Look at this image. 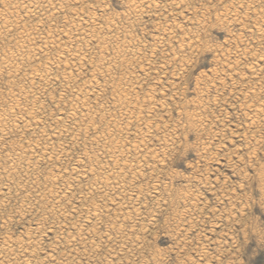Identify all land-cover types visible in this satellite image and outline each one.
Returning <instances> with one entry per match:
<instances>
[{
	"label": "rangeland",
	"instance_id": "1",
	"mask_svg": "<svg viewBox=\"0 0 264 264\" xmlns=\"http://www.w3.org/2000/svg\"><path fill=\"white\" fill-rule=\"evenodd\" d=\"M0 1V264H264V0Z\"/></svg>",
	"mask_w": 264,
	"mask_h": 264
},
{
	"label": "bare ground",
	"instance_id": "2",
	"mask_svg": "<svg viewBox=\"0 0 264 264\" xmlns=\"http://www.w3.org/2000/svg\"><path fill=\"white\" fill-rule=\"evenodd\" d=\"M20 1H21V0H20ZM20 1H18V3H19ZM22 1H23V0H22ZM22 1H21V2H22ZM28 1L31 3V2H34V1H36V0H34V1H33V0H27V2H24V3H27V5H28ZM41 1H42V0H41ZM46 1L48 2L49 0H46ZM54 1H55V0H54ZM57 1H58V0H57ZM57 1H55L56 4H57ZM137 1H138V0H137ZM143 1H146V0H143ZM143 1L141 2L142 4H143ZM148 1H149V0H147V2H148ZM153 1H154V0H153ZM219 1H220V0H218V2H219ZM236 1H237V0H236ZM238 1H239V0H238ZM246 1H247V0H246ZM250 1H251V0H250ZM0 2H1V1H0ZM3 2H4V0H3ZM13 2H14V1H12L11 5L14 4ZM16 2H17V1H16ZM47 2H46V3H47ZM52 2H53V1L51 0V3H50V4H53ZM55 2H54V3H55ZM70 2H71V1H70ZM133 2H134V1H132V0L130 1V5H131V6H134V5H135ZM139 2H140V1H139ZM150 2H151V1H149V3H150ZM161 2H162V1H161ZM242 2H243V0H242ZM248 2H249V1H248ZM253 2H254V0H253ZM253 2H251V3H253ZM24 3H23V4H24ZM34 3L37 4V1L34 2ZM39 3H40V2H39ZM41 3H42V2H41ZM41 3H40V5H41ZM44 3H45V2H44ZM46 3H45V5H46ZM60 3H61V1H60ZM80 3H81V2H80ZM128 3H129V2H128ZM135 3H136V2H135ZM141 3H140V4H141ZM163 3H164V2H163ZM165 3H166V2H165ZM175 3H176V2H175ZM232 3H235V2H232ZM238 3H241V2H238ZM243 3H245V2H243ZM243 3H241L243 6H245V4L247 5V3H245V4H243ZM1 4H2V3H1ZM3 4H4V3H3ZM5 4H8V3L5 2ZM5 4H4V5H5ZM32 4H33V3H32ZM42 4H43V3H42ZM56 4H55V5H56ZM65 4H66V3H65ZM142 4H141V5H142ZM145 4H146V3H145ZM160 4H161V3H160ZM229 4H231V3H229ZM248 4H250V3H248ZM11 5H10V3H9L8 6H11ZM16 5H17V4H15V7H16ZM19 5H20V4H19ZM19 5H17V7H18ZM27 5H26V6H27ZM43 5H44V4H43ZM45 5H44V6H45ZM53 5H54V4H53ZM53 5H51V7H53ZM61 5H63V2H62ZM68 5H69V4H67V6H68ZM127 5H128V4H127ZM137 5H138V4H136V6H137ZM149 5H152V3L149 4ZM175 5H176V4H175ZM231 5H236V6L238 5V6H240V4H231ZM251 5H253V4H251ZM254 5H256V4H254ZM254 5H253V6H254ZM29 6H30V4H29ZM37 6H38V7H37ZM57 6H58V5H57ZM57 6H55V8H56ZM59 6H60V5H59ZM147 6H148V5H147ZM152 6H153V5H152ZM155 6H156V5H155ZM247 6H249V5H247ZM4 7H6V6H4ZM11 7H13V6H11ZM20 7H21V6H20ZM34 7L39 8V9H37V10H39L38 12H41V11H40V7H39V5H35ZM34 7H33V8H34ZM63 7H64V6H63ZM138 7H139V6H138ZM170 7H171V6H170ZM241 7H242V6H241ZM26 8H27V7H26ZM31 8H32V6H31ZM41 8H43L42 5H41ZM59 8H61V6L58 7L57 9H59ZM139 8H140V7H139ZM146 8H147V7H146ZM151 8H152V7H151ZM156 8H157V7H156ZM184 8H185V7H184ZM227 8H228V7H227ZM231 8H232V6H231ZM233 8H235V7H233ZM245 8H246V7H245ZM249 8L251 9V7H249ZM249 8H248V9H249ZM4 9H5V8H4ZM6 9H7V8H6ZM9 9H10V8H9ZM16 9H17V8H16ZM16 9H15V12H16ZM19 9H20V8H19ZM24 9H25V6H24ZM28 9H29V8H28ZM44 9H45V8H44ZM57 9H56V10H57ZM61 9H62V8H61ZM135 9H136V7H135ZM142 9H143V8H142ZM248 9H247V10H248ZM250 9H249V10H250ZM253 9H254V8H252L251 10H253ZM1 10H2V9H1ZM1 10H0V12H1ZM26 10H27V9H26ZM30 10H31V9H30ZM30 10H29V11H30ZM35 10H36V9H35ZM56 10H55V11H56ZM64 10H65V9H64ZM80 10H81V9H80ZM164 10H165V9H164ZM234 10L236 11V9H234ZM7 11H9V10H7ZM11 11H12V10H11ZM11 11H9V13H10ZM20 11H21V9H20ZM27 11H28V10H27ZM81 11H82V10H81ZM81 11H80V13H82ZM133 11H134V10H133ZM156 11H157V9H156ZM228 11H229V10H228ZM230 11H231V10H230ZM24 12H25V10H24ZM225 12H226V10H225ZM231 12H232V11H231ZM233 12H234V11H233ZM236 12H237V11H236ZM1 13H2V12H1ZM7 13H8V12H7ZM9 13H8V14H9ZM56 13H57V12H56ZM58 13H60V11H59ZM155 13H156V12H155ZM164 13H166V12L164 11ZM179 13H180V12H179ZM13 14H14V12H13ZM18 14H19V12H18ZM32 14H34V13H32ZM37 14H38V13H37ZM41 14H42V13H41ZM128 14H129V13H128ZM139 14H140V13H139ZM151 14H152V13H151ZM228 14H229V12H228ZM237 14H238V13H236L235 15H237ZM261 14H262V12H261ZM22 15L24 16V14H22ZM29 15H30V14H29ZM29 15H28V16H29ZM49 15H50V14H49ZM53 15H54V14H53ZM57 15H59V14H57ZM166 15H167V14H166ZM235 15H234V16H235ZM4 16H7V15H4ZM11 16H12V15H11ZM26 16H27V14H26ZM30 16H31V15H30ZM45 16H46V15H45ZM167 16H168V15H167ZM234 16H233V17H234ZM0 17H1V16H0ZM2 17H3V16H2ZM9 17H10V15H9ZM9 17H8V20H9ZM56 17H57V16H56ZM84 17H85V16H84ZM90 17H91V16H90ZM135 17H137V16H135ZM3 18H4V21L6 22L5 18H7V17H3ZM34 18H35V17H34ZM36 18H37V17H36ZM20 19H21V18H20ZM42 19H43V18H42ZM44 19H45V18H44ZM46 19H47V18H46ZM49 19H50V18H49ZM17 20H18V19H17ZM17 20H16L14 23H16ZM25 20H26V19H25ZM88 20H89V19H88ZM90 20H91V19H90ZM98 20H99V19H98ZM19 21H20V20H19ZM118 21H119V20H118ZM0 22H1V21H0ZM5 22H3V20H2V23H5ZM9 22H10V21H9ZM11 22H12V20H11ZM42 22H43V21H42ZM78 22H79V21H78ZM103 22H104V21H103ZM105 22H106V21H105ZM12 23H13V22H12ZM17 23H18V22H17ZM23 23H24V22H23ZM35 23H36V22H35ZM75 23H76V22H75ZM108 23H109V22H108ZM18 24H19V23H18ZM71 24H72V23H71ZM83 24H84V23H83ZM87 24H88V23H87ZM100 24H101V23H100ZM1 25H2L1 28H4V29H5L4 32H6V28L3 27L4 25H3V24H1ZM5 25H8V23L6 22ZM9 25H10V24H9ZM11 25H12V24H11ZM11 25H10V26H11ZM16 25H17V24H16ZM74 25H75V24H74ZM103 25H104V24H103ZM14 26H15V25H14ZM72 26H73V25H72ZM92 26H93V25H92ZM98 26H99V25H98ZM105 26H106V25H105ZM111 26H112V25H111ZM6 27H7V26H6ZM12 27H13V26H12ZM15 27H16V26H15ZM44 27H45V26H44ZM86 27H87V26H86ZM117 27H118V26H117ZM20 28H21V27H20ZM20 28H19V29H20ZM41 28H42V27H41ZM98 28H100V27H98ZM107 28H108V27H107ZM107 28H105V29H107ZM110 28H111V27H110ZM110 28H108V29H110ZM113 28H114V27H113ZM8 29H9V28H8ZM11 29H12V28H10V29L8 30V32H9ZM16 29H17V27H16ZM31 29H32V28H31ZM34 29H35V28H34ZM2 30H3V29H2ZM24 30H25V28H24ZM37 30H38V29H37ZM73 30H75V29H73ZM92 30H93V29H92ZM115 30H116V29H115ZM11 31H12V30H11ZM13 31H14V30H13ZM30 31H31V30H30ZM52 31H53V30H52ZM63 31H64V30H63ZM66 31H67V30H66ZM96 31H97V30H96ZM109 31H110V30H109ZM21 32H22V30H21ZM25 32H26V31H25ZM25 32H23V33H25ZM78 32H79V31H78ZM83 32H84V30H83ZM121 32H122V31H121ZM26 33H28V32H26ZM33 33H34V32H33ZM35 33H36V32H35ZM112 33H113V31H112ZM1 34H2V33H1ZM1 34H0V35H1ZM10 34H11V33H10ZM47 34H48V33H47ZM58 34H59V33H58ZM62 34H63V33H62ZM72 34H73V33H72ZM96 34H97V33H96ZM63 35H64V34H63ZM82 35H83V34H82ZM91 35H92V34H91ZM91 35H90V36H91ZM104 35H105V34H104ZM113 35H114V34H113ZM32 36H33V35H32ZM65 36H67V35H65ZM68 36H69V35H68ZM98 36H99V35H98ZM110 36H111V35H110ZM15 37H17V36H15ZM15 37H14V38H15ZM19 37H21V36L19 35ZM25 37H26V36H25ZM35 37H38V35L35 36ZM48 37H50V36H48ZM76 37H77V36H76ZM84 37H85V36H84ZM111 37H112V36H111ZM113 37H114V36H113ZM115 37H116V36H115ZM4 38H5V37H4ZM14 38H12V39H14ZM26 38H27V37H26ZM26 38H25L24 40H26ZM33 38H34V37H33ZM43 38H44V37H43ZM53 38H54V37H53ZM53 38H52V39H53ZM66 38H67V37H66ZM94 38H95V37H94ZM102 38H103V36H102ZM116 38H117V37H116ZM30 39H31V37H30ZM46 39H47V38H46ZM88 39H89V38H88ZM104 39H106V38H104ZM104 39H103V40H104ZM107 39H108V38H107ZM112 39H113V38H112ZM119 39H120V38H119ZM10 40H11V39H10ZM19 40H20V39H19ZM31 40H32V39H31ZM75 40L77 41V39H75ZM99 40H100V39H99ZM108 40H109V39H108ZM114 40H115V39H114ZM20 41L23 42L22 40H20ZM43 41H44V40H43ZM17 42H18V41H17ZM17 42H16V43H17ZM24 42H25V41H24ZM31 42H32V41H31ZM38 42H39V41H38ZM49 42H50V41H49ZM81 42H82V41H81ZM87 42H88V41H87ZM99 42H100V41H99ZM3 43H4V42H3ZM14 43H15V42H14ZM14 43H13V44H14ZM25 43H26V42H25ZM85 43H86V42H85ZM101 43H102V42H101ZM31 44H32V43H31ZM37 44H38V43H37ZM59 44H60V43H59ZM62 44H63V43H62ZM14 45H16V44H14ZM3 46H4V44H3ZM20 46H22V44H20ZM25 46H26V45H25ZM49 46H50V45H49ZM53 46H54V45H53ZM71 46H72V45H71ZM75 46H76V44H75ZM108 46H109V45H108ZM114 46H115V44H114ZM121 46H122V45H121ZM6 47H7V46H6ZM15 47H16V46H15ZM15 47H14V48H15ZM26 47H27V46H26ZM26 47L24 48L25 50L28 49V48H26ZM28 47H29V46H28ZM40 47H41V45H40ZM44 47H45V46H44ZM44 47H43V48H44ZM116 47H117V46H116ZM12 48H13V47H12ZM16 48H17V47H16ZM21 48H22V47H21ZM32 48H33V47H32ZM52 48H53V47H52ZM52 48H51V49H52ZM57 48H58V47H57ZM61 48H62V46H61ZM91 48H92V47H91ZM103 48H104V47H103ZM2 49H3V48H2ZM33 49H34V48H33ZM44 49H45V48H44ZM53 49H54V48H53ZM66 49H67V48H66ZM20 50H21V49H20ZM29 50H31V49H29ZM29 50H27V51H29ZM46 50H47V49H46ZM92 50H93V49H92ZM100 50H101V49H100ZM105 50H106V49H105ZM3 51H4V50H3ZM18 51H19V50H18ZM27 51H26V52H27ZM47 51H48V50H47ZM89 51H90V50H89ZM128 51H129V50H128ZM8 52H10V51H8ZM12 52L14 53V51H12ZM12 52H10V53H12ZM16 52H17V50H16ZM21 52H22V51H21ZM23 52H24V51H23ZM26 52H24V53H26ZM29 52H30V51H29ZM58 52H59V51H58ZM79 52H80V51H79ZM106 52H107V51H106ZM27 53H28V52H27ZM30 53H31V52H30ZM62 53H63V52H62ZM64 53H65V52H64ZM3 54H4V53H3ZM3 54L1 53V55H3ZM16 54H17V53H16ZM42 54H43V53H42ZM48 54H49V53H48ZM66 54H67V51H66ZM68 54H69V53H68ZM103 54H104V53H103ZM109 54H110V53H109ZM125 54H126V53H125ZM12 55H13V54H11L10 56H12ZM14 55H15V54H14ZM14 55H13V57H14ZM18 55L20 56V54H18ZM18 55H17V56H18ZM23 55H24V54H23ZM26 55H27V54H26ZM106 55H107V54H106ZM123 55H124V54H123ZM127 55H128V54H127ZM132 55H133V54H132ZM135 55H136V54H135ZM137 55H138V54H137ZM7 56H9V55H7ZM7 56H6V57H7ZM31 56H33V55H31ZM43 56H44V55H43ZM53 56H54V55H53ZM58 56H59V54H58ZM74 56H75V58H76V55H74ZM100 56H101V55H100ZM1 57H2V56H1ZM71 57H72V56H71ZM78 57H79V56H78ZM101 57H102V56H101ZM105 57H106V56H105ZM126 57H127V56H126ZM2 58H3V60H4L5 55H4V57H2ZM15 58H18V57L15 56ZM21 58H23V57L21 56ZM26 58H27V57H26ZM86 58H87V57H86ZM106 58H107V57H106ZM137 58H138V57H137ZM6 59H8V58H6ZM12 59H13V58H12ZM55 59H56V58H55ZM68 59H69V58H68ZM73 59H74V58H73ZM102 59H103V58H102ZM13 60H14V59H13ZM15 60H16V59H15ZM17 60H18V59H17ZM21 60H25V59H21ZM46 60H47V59H46ZM65 60H66V59H65ZM74 60H75V59H74ZM78 60H79V59H78ZM121 60H122V59H121ZM5 61H7V60H5ZM18 61H20V60H18ZM25 61H26V60H25ZM28 61H29V60H28ZM53 61H54V60H53ZM59 61H60V60H59ZM67 61H68V60H67ZM9 62H10V60H9ZM11 62H12V61H11ZM14 62H15V61H14ZM29 62H31V61H29ZM57 62H58V60H57ZM64 62H65V61H64ZM75 62H76V61H75ZM77 62H78V61H77ZM0 63H1V61H0ZM2 63H3V61H2ZM18 63H19V62H18ZM22 63L24 64L23 61H22ZM22 63H21V64H22ZM49 63H50V62H49ZM58 63H59V62H58ZM86 63H87V62H86ZM4 64L7 65L6 63H4ZM11 64H12V63H11ZM11 64H10L9 66H13V65H14V64H13V65H11ZM40 64H41V63H40ZM67 64H68V63H67ZM78 64H79V63H78ZM115 64H116V63H115ZM5 65H4V66H5ZM17 65H18V64H17ZM19 65H20V64H19ZM108 65H109V64H108ZM1 66H2V65H1ZM4 66H3V67H4ZM21 66H22V65H20V67H21ZM29 66H30V65H29ZM45 66H46V65H45ZM51 66H52V65H51ZM53 66H54V65H53ZM3 67H1V68L3 69ZM5 67H8V66H5ZM13 67H14V69H16L15 66H13ZM22 67H23V66H22ZM24 67H25V66H24ZM57 67H58V66H57ZM97 67H98V66H97ZM105 67H106V66H105ZM60 68H61V67H60ZM2 69H1V70H2ZM21 69H22V68H21ZM49 69H50V68H49ZM49 69H48V70H49ZM70 69H71V68H70ZM72 69H73V68H72ZM98 69H99V68H98ZM100 69H101V68H100ZM106 69H107V68H106ZM109 69H111V68L109 67ZM142 69H143V68H142ZM3 70H4V69H3ZM8 70H9V69H8ZM10 70H11V69H10ZM23 70H24V69H23ZM52 70H53V69H52ZM68 70H69V69H68ZM15 71H16V70H15ZM26 71H27V70H26ZM53 71H54V70H53ZM69 71H70V70H69ZM142 71H144V70H142ZM4 72H7V71H3V74H4ZM19 72H20V71H19ZM33 72H34V71H33ZM35 72H37L36 69H35ZM35 72H34V73H35ZM45 72L47 73V70H46ZM45 72H44V74H45ZM51 72H52V71H51ZM63 72H64V71H63ZM70 72H71V71H70ZM107 72H108V71H107ZM28 73H29V72H28ZM48 73H49V72H48ZM48 73H47V74H48ZM65 73H66V72H65ZM92 73H93V72H92ZM92 73H91V74H92ZM99 73H100V72H99ZM252 73H253V71H252ZM1 74H2V73H1ZM1 74H0V75H1ZM7 74H8V73H7ZM11 74H12V73H11ZM11 74L9 73L10 76H11ZM17 74H18V73H17ZM21 74H22V73H21ZM26 74H27V72H26ZM32 74H33V73H32ZM38 74H39V73H37V75H38ZM41 74H42V73H41ZM49 74H51V73H49ZM49 74H48V75H49ZM52 74H53V73H52ZM72 74H73V73H72ZM96 74H97V73H96ZM100 74H101V73H100ZM253 74H254V73H253ZM18 75H19V74H18ZM37 75H36V76H37ZM58 75H59V74H58ZM62 75H63V74H62ZM102 75L104 76V74H102ZM10 76H9V77H10ZM29 76H30V75H29ZM29 76H27V77L29 78ZM31 76H32V75H31ZM31 76H30V78H31ZM34 76H35V75H34ZM49 76H50V75H49ZM51 76H52V75H51ZM69 76H71V75L69 74ZM99 76H100V75H99ZM256 76H257V75H256ZM14 77H15V76H14ZM14 77H13V75L11 76V78H14ZM22 77H23V76H22ZM37 77H40V76H37ZM47 77H48V76H47ZM47 77H46V78H47ZM97 77H98V76H97ZM101 77H102V76H101ZM0 78H1V77H0ZM7 78H8V77H7ZM30 78H29V79H30ZM33 78H34V77H33ZM43 78H44V77H43ZM89 78H90V77H89ZM107 78H108V77H107ZM23 79H26V80H27V78H23ZM23 79H22V80H23ZM29 79H28V80H29ZM31 79H32V78H31ZM51 79H52V78H51ZM55 79H56V78H55ZM62 79H63V78H62ZM14 80H15V79H14ZM17 80H18V79H17ZM68 80H69V79H68ZM92 80H93V79H92ZM133 80H134V79H133ZM12 81H13V80H12ZM62 81H63V80H62ZM86 81H87V80H86ZM23 82H24V81H23ZM28 82H29V81H28ZM30 82H33V81L30 80ZM58 82H59V81H58ZM64 82H65V81H64ZM104 82H105V81H104ZM9 83H10V81H9ZM44 83H46V82H44ZM60 83H61V82H60ZM66 83H67V82H66ZM83 83H84V82H83ZM86 83H87V82H86ZM13 84H15V83H12V87H13ZM29 84H31V83H29ZM32 84H33V83H32ZM84 84H85V83H84ZM45 85H46V84H45ZM69 85H71V83H70ZM69 85H68V87H70ZM100 85H101V84H100ZM111 85H112V84H111ZM111 85H110V86H111ZM23 86H24V85H23ZM80 86H81V85H80ZM94 86H95V85H94ZM105 86H106V85H105ZM31 87H32V86H30V88H31ZM61 87H62V86H61ZM19 88H20V87H19ZM19 88H18V89H19ZM71 88H72V87H71ZM117 88H118V87H117ZM18 89H17V90H18ZM21 89H22V88H21ZM21 89H19V91H20ZM23 89H24V87H23ZM65 89H66V88H65ZM114 89H115V88H114ZM14 90H15V89H14ZM39 90H40V89H39ZM120 90H121V89H120ZM12 91H13V89H12ZM22 91H23V90H22ZM22 91H21V92H22ZM65 91H66V90H65ZM84 91H85V90H84ZM24 92H25V91H24ZM10 93H11V92H10ZM17 93H18V91H17ZM22 93H23V92H22ZM22 93H21V94H22ZM26 93H27V92H26ZM28 93H30V92L28 91ZM82 93H83V92H82ZM89 93H90V92H89ZM116 93H117V92H116ZM13 94H14V93H13ZM21 94H19V95H21ZM66 94H67V93H66ZM86 94H87V93H86ZM64 95H65V93H64ZM97 95H98V94H97ZM2 96H3V95H2ZM5 96H8V95H5ZM9 96H10V95H9ZM22 96H23V94H22L20 97H22ZM24 96H25V95H24ZM78 96H79V95H78ZM18 97H19V96H18ZM20 97H19V98H20ZM27 97H28V95H27ZM27 97H26V98H27ZM120 97H121V96H120ZM8 98H9V97H8ZM26 98H25V100H26ZM35 98H36V97H35ZM72 98H73V97H72ZM76 98H77V97H76ZM76 98H75V99H76ZM80 98H81V97H80ZM95 98H96V96H95ZM95 98H94V99H95ZM0 99H2V97H1ZM5 99H6V98H5ZM75 99H74V100H75ZM2 100H3V99H2ZM2 100H1V101H2ZM12 100H13V99H12ZM17 100H18V99H15V100H14V105H15V102H16ZM76 100H78V98H77ZM81 100H82V98H81ZM87 100H88V99H87ZM31 101H32V100H31ZM79 101H80V100H79ZM6 102H7V101H6ZM27 102H28V101H27ZM76 102H77V101H76ZM83 102H84V101H83ZM11 103H12V102H11ZM18 103H19V102H18ZM18 103H16V104H18ZM21 103H22V102H21ZM74 103H75V102H73V104H74ZM78 103H79V102H78ZM87 103H88V102H87ZM26 104H27V103H26ZM30 104H31V103H30ZM33 104H34V103H33ZM85 104H86V103H85ZM85 104H81V105H85ZM14 105H12V106H14ZM18 105H19V104H18ZM34 105H35V104H34ZM25 106H26V105H25ZM32 106H33V105H32ZM75 106H76V105H75ZM124 106H125V105H124ZM124 106H123V107H124ZM253 106H254V105H253ZM260 106H262V105H260ZM3 107H4V106H3ZM7 107H8V105H7ZM10 107H11V106H10ZM68 107H69V106H68ZM76 107H77V109H78V106H76ZM80 107H81V106H80ZM86 107H87V106H86ZM257 107H258V106H257ZM257 107L255 106L254 108H257ZM16 108H17V106H16ZM70 108H71V107H70ZM72 108H73V105H72ZM83 108H84V107H83ZM252 108H253V107H252ZM19 109H20V108H19ZM87 109H88V108H87ZM87 109H86V110H87ZM249 109H251V107H250ZM257 109H258V111H260L259 113L262 112V111H261V110H262V107H261V109H260V108H257ZM259 109H260V110H259ZM15 110H17V109H15ZM15 110H14V111H15ZM69 110H70V109H69ZM255 110H256V109H255ZM255 110H254V111H255ZM24 111H25V110H24ZM28 111H29V109H28ZM36 111H37V110H36ZM36 111L34 110V112H36ZM39 111H40V110H39ZM78 111H79V110H78ZM247 111H248V110H247ZM249 111H251V110H249ZM252 111H253V110H252ZM15 112H16V111H15ZM32 112H33V111L31 110L30 113H32ZM70 112H71V111H70ZM8 113H11V114L14 115V112L12 113L11 111H9ZM17 113H18V110H17ZM22 113H23V111H22ZM30 113H29V114H30ZM72 113H73V112H72ZM75 113H76V112H75ZM77 113H78V112H77ZM85 113L87 114V112H85ZM0 114H1V111H0ZM3 114H4V112H3ZM3 114H2V115H3ZM11 114H10L9 117H12ZM251 114H252V112H251ZM251 114H250V115H251ZM257 114H258V112H257ZM2 115H1V118H4V116L2 117ZM19 115H20V114H19ZM33 115H34V114H33ZM72 115H73V114H72ZM74 115H77V114H74ZM79 115H81V114H79ZM123 115L125 116V114H123ZM247 115H249V114H247ZM250 115H249V116H250ZM253 115H255V116H259V114H258V115L253 114ZM6 116H7V115H6ZM31 116H32V115H31ZM34 116H35V115H34ZM67 116H68V115H67ZM67 116H66V117H67ZM100 116H101V114H100ZM249 116H248V117H249ZM262 116L264 117V114H263ZM7 117H8V116H7ZM22 117H23V116H22ZM26 117H28V116H27V113H26ZM36 117H37V116H36ZM70 117H71V116H70ZM72 117H73V116H72ZM85 117H86V116H85ZM85 117H82V118H85ZM1 118H0V121L2 120ZM12 118H13V117H12ZM19 118H20V116L18 117V119H19ZM67 118H69V117H67ZM67 118H66V119H67ZM73 118H75V116H74ZM82 118H81V119H82ZM87 118H88V117H87ZM87 118H86V119H87ZM252 118H253V117H252ZM7 119H8V118H7ZM7 119H6V120H7ZM15 119H17V118H15ZM15 119H14V120H15ZM18 119H17V120H18ZM32 119H33V118H31V120H32ZM34 119H35V118H34ZM34 119H33L32 121H35ZM40 119H41V118H40ZM70 119H71V118H70ZM75 119H76V118H75ZM77 119H78V117H77ZM81 119H80V121H82ZM195 119H196V118H195ZM254 119H257V118H254ZM258 119H260V118H258ZM17 120H16V121H17ZM20 120H21V119H20ZM23 120H24V118H23ZM31 120H28V119H27V121H31ZM60 120H61V119H60ZM73 120H74V119H73ZM73 120H72V121H73ZM87 120H88V119H87ZM198 120H199V119H198ZM248 120L251 121L252 119L249 118ZM8 121H9V120H8ZM12 121H13V120H12ZM12 121H11V122H12ZM25 121H26V120H25ZM91 121H93V120H91ZM199 121H200V120H199ZM202 121H203V120H202ZM253 121H254V120H252V122H253ZM255 121H256V120H255ZM255 121H254V122H255ZM261 121H263V120H261ZM1 122H4V121H1ZM1 122H0V123H1ZM13 122H14V121H13ZM17 122H18V121H17ZM17 122H16V124H17ZM23 122H24V121H23ZM66 122H68V121H66ZM86 122H87V121H86ZM254 122H253V123H254ZM7 123H8V122H7ZM20 123L23 124L21 121H20ZM24 123H25V122H24ZM32 123H33V122H32ZM71 123H72V122H71ZM80 123H81V122H80ZM88 123H89V122H88ZM92 123H93V122H91L90 125H92V126L94 127V125H93ZM127 123H128V122H127ZM127 123H126V124H127ZM257 123H258V122H256L255 124H257ZM2 124L5 126L6 123H2ZM9 124H10V123H9ZM26 124H28V123H26ZM34 124H36V123L34 122ZM34 124H33V125H34ZM59 124H60V123H59ZM64 124H66V123H64ZM75 124H77V123L75 122ZM78 124H79V121H78ZM78 124H77V125H78ZM109 124H110V123H109ZM249 124H251V123H249ZM255 124H253V125L255 126ZM3 125H2V127L4 128ZM23 125H24V124H23ZM30 125H31V124H30ZM80 125H81V124H80ZM90 125H89V126H90ZM253 125H252V126H253ZM258 125H259V123H258ZM258 125H257V126H258ZM10 126H11V125H10ZM14 126L18 127L17 125H14ZM54 126H55V125H54ZM54 126H53V127H54ZM70 126H71V125H70ZM127 126H129V125H127ZM0 127H1V126H0ZM24 127H25V126H24ZM27 127H28V126H27ZM29 127H31V126H29ZM37 127H38V126H37ZM75 127H76V125H75ZM86 127H87V126H86ZM90 127H91V126H90ZM95 127H96V126H95ZM95 127H94V128H95ZM113 127H114V126H113ZM149 127H150V126H149ZM45 128H46V127H45ZM81 128H82V127H81ZM81 128H80V129H81ZM88 128H89V127H88ZM91 128H92V127H91ZM94 128H93V129H94ZM145 128H146V127H145ZM254 128H255V127H254ZM5 129H6V127H5ZM5 129H2V130H5ZM14 129H15V128H14ZM31 129H32V128H31ZM46 129H47V128H46ZM52 129H53V128H52ZM93 129H92V130H93ZM114 129H115V128H114ZM147 129H148V128H147ZM16 130H17V129H16ZM33 130H34V129H33ZM55 130H56V129H55ZM67 130H68V129H67ZM81 130H82V129H81ZM84 130H85V129H84ZM89 130H90V128H89ZM89 130H88V131H89ZM107 130H108V128H107ZM121 130H123V129H121ZM144 130H145V129H144ZM9 131H11V130H9ZM13 131H14V130H13ZM41 131H42V130H41ZM51 131H52V130H51ZM65 131H66V130H65ZM74 131H76V130H74ZM85 131H86V130H85ZM0 132H2V131H0ZM3 132H4V131H3ZM16 132H17V131H16ZM30 132H31V131H30ZM56 132H57V131H56ZM63 132H64V131H63ZM70 132H72V130H71ZM78 132H79V131H78ZM89 132H90V131H89ZM96 132L98 133V131H96ZM100 133H101V132H100ZM100 133H99V134H100ZM123 133H124V132H123ZM138 133H139V132H138ZM2 134H3V133H2ZM19 134H20V132H19ZM22 134H23V133H22ZM35 134H36V133H35ZM40 134H41V133H40ZM54 134H55V133H54ZM54 134L52 133V136H53ZM64 134H65V133H64ZM86 134H88V133H86ZM101 134H102V133H101ZM139 134H140V133H139ZM3 135H4V134H3ZM6 135H8V133H7ZM10 135H11V133H10ZM10 135H9V136H10ZM41 135H42V134H41ZM84 135H85V134H84ZM94 135H95V134H94ZM118 135H119V134H118ZM141 135H142V134H141ZM70 136H71V135H70ZM85 136H86V135H85ZM95 136H96V135H95ZM95 136H94V137H95ZM97 136H98V135H97ZM112 136H113V135H112ZM46 137H47V136H46ZM46 137H45V138H46ZM54 137H55V136H54ZM100 137H101V136H100ZM102 137H104V136H102ZM106 137H107V136H106ZM140 137H141V136H140ZM4 138H5V136H4ZM95 138H96V137H95ZM98 138H99V137H98ZM110 138H111V137H109V139H110ZM41 139H42V138H41ZM73 139H74V138H73ZM73 139H72V140H73ZM103 139L106 140V138H103ZM143 139H144V138H143ZM6 140H7V139H6ZM32 140H33V139H32ZM50 140H51V139H50ZM74 140H75V139H74ZM95 140H96V139H95ZM107 140H108V139H107ZM112 140H113V139H111V141H109V142H112ZM36 141H37V140H36ZM44 141H45V140H44ZM46 141H47V140H46ZM91 141H92V140H91ZM91 141H90V142H91ZM113 141H114V140H113ZM27 142H28V141H27ZM49 142H50V141H49ZM86 142H87V141H86ZM86 142H85V143H86ZM94 142H95V141H94ZM36 143H37V142H36ZM99 143H100V141H99ZM99 143H98V144H99ZM112 143H113V142H112ZM112 143H111V144H112ZM7 144H8V143H7ZM39 144H40V143H39ZM39 144H38V145H39ZM44 144H45V143H44ZM103 144H105V143H103ZM106 144L108 145L107 142H106ZM111 144H110V145H111ZM117 144H118V146H119V143H117ZM142 144H143V143H142ZM107 145H106V146H107ZM110 145H109V146H110ZM113 145H114V144H113ZM115 145H116V144H115ZM135 145H136V144H135ZM49 146H50V145H49ZM101 146H102V145H101ZM103 146H104V145H103ZM103 146H102V147H103ZM106 146H105V147H106ZM109 146H107V147H109ZM125 146H126V145H125ZM125 146H123V147H125ZM137 146H138V145H137ZM30 147H31V146H30ZM33 147H34V146H33ZM51 147H53V146H51ZM102 147H101V148H102ZM107 147H106V148H107ZM110 147H111V148H110ZM110 147H109V148L112 149L113 151L116 150L115 147H114V149H113L112 146H110ZM131 147H132V146H131ZM37 148H38V147H37ZM43 148H44V147H43ZM109 148H107V149H109ZM118 148H119V147H118ZM128 148H129V146H128ZM15 149H17V148L15 147ZM21 149H22V148H21ZM25 149H26V148H25ZM27 149H28V148H27ZM44 149H45V148H44ZM49 149H51V148H49ZM121 149H122V148H121ZM123 149H125V148H123ZM136 149H137V148H136ZM140 149H141V148H140ZM147 149H148V147H147ZM9 150L11 151V149H9ZM51 150H52V149H51ZM101 150H102V149H101ZM138 150H139V149H138ZM27 151H28V150H27ZM29 151H31V150H29ZM43 151H44V150H43ZM64 151H66V150H64ZM116 151H117V152H116ZM116 151H115V152L118 153V150H116ZM128 151H129V150H128ZM147 151H148V150H147ZM24 152H25V151H24ZM84 152H85V151H84ZM110 152H111V150H110ZM126 152H127V151H126ZM145 152H146V151H145ZM150 152H151V151H149V153H150ZM3 153H4V152H3ZM14 153H15V152H14ZM22 153H23V152H22ZM30 153H31V152H30ZM46 153H47V152H46ZM112 153H114V152H112ZM122 153H123V151H122ZM27 154H28V153H27ZM42 154H43V153H42ZM42 154H41V155H42ZM67 154H68V153H67ZM124 154H126V153L124 152ZM128 154H130V153H128ZM134 154H135V153H134ZM134 154H133V155H134ZM136 154H139V153H136ZM23 155H24V154H23ZM30 155H31V154H30ZM46 155H47V154H46ZM55 155H56V154H55ZM58 155H59V154H58ZM58 155H56L55 157H57ZM106 155H107V154H106ZM126 155H127V154H126ZM130 155H132V154H130ZM149 155H150V154H149ZM10 156H11V155H10ZM50 156H51V155H50ZM84 156H85V154H84ZM86 156H87V155H86ZM92 156H93V155H92ZM109 156H110V155H109ZM112 156H113V154H112ZM112 156H110V157H112ZM114 156H115V154H114ZM117 156H118V155H117ZM123 156H124V155H123ZM3 157H4V156H3ZM44 157H48V155H47V156H44ZM110 157H109V158H110ZM6 158H8V156H7ZM17 158H18V157H17ZM21 158H22V157H21ZM42 158H43V157H42ZM48 158H49V157H48ZM48 158H47V159H48ZM80 158H81V157H80ZM82 158H84V157H82ZM94 158H95V157H94ZM104 158H105V157H104ZM114 158H115V157H114ZM136 158H138V157H136ZM50 159H51V157H50ZM85 159H86V158H85ZM106 159H107V157H106ZM10 160H11V159H10ZM37 160H38V159H37ZM107 160H108V159H107ZM115 160H116V159H115ZM4 161H5V160H4ZM23 161H24V160H23ZM47 161H49V160H47ZM50 161H52V160H50ZM53 161H54V160H53ZM78 161H79V160H78ZM88 161H89V159H88ZM103 161H104V160H103ZM13 162L15 163V160H14ZM32 162H33V161H32ZM44 162H45V161H44ZM76 162H77V161H76ZM83 162H85V160H84ZM90 162H91V159H90ZM90 162H89V163H90ZM108 162H109V161H108ZM112 162H114V161H112ZM115 162H116V161H115ZM118 162H119V161H117V163H118ZM121 162H122V161H121ZM135 162H137V161H135ZM139 162H140V161H139ZM17 163H18V161H17ZM23 163H24V162H23ZM80 163H81V162H80ZM80 163H79V164H80ZM18 164H19V163H18ZM18 164H17V165H18ZM20 164H21V163H20ZM20 164H19V165H20ZM44 164H45V163H44ZM110 164H111V163H110ZM114 164H115V163H114ZM121 164H122V163H121ZM14 165H15V164H14ZM27 165H28V164H27ZM87 165H88V164H87ZM111 165H113V164H111ZM119 165H120V163H119ZM125 165H126V164H125ZM127 165H128V164H127ZM137 165H138V164H137ZM9 166H10V165H9ZM31 166H32V164H31ZM35 166H36V165H35ZM83 166H84V165H83ZM109 166H110V165H109ZM113 166H114V165H113ZM22 167H23V166H22ZM26 167H27V166H26ZM29 167H30V165H29ZM32 167H33V166H32ZM36 167H37V166H36ZM115 167H116V165H115ZM117 167H118V166H117ZM120 167L122 168L123 166H120ZM124 167H125V166H124ZM14 168H15V166H14ZM80 168H81V167H80ZM87 168H88V167H87ZM126 168H127V167H126ZM126 168H125V169H126ZM26 169H28V168H26ZM34 169H35V168H34ZM82 169H83V168H82ZM109 169H110V168H109ZM123 169H124V168H123ZM77 170H78V169H77ZM83 170H84V169H83ZM130 170H131V169H130ZM0 171H1V170H0ZM18 171H19V170H18ZM25 171H27V170H25ZM103 171H104V170H103ZM105 171H106V170H105ZM107 171H108V170H107ZM7 172H8V170H7ZM15 172H17V171H15ZM35 172H36V171H35ZM35 172H34V174H35ZM74 172H75V171H74ZM9 173H10V172H9ZM9 173H8V174H9ZM20 173H21V172H20ZM75 173H76V172H75ZM91 173H92V172H91ZM102 173H103V172H102ZM15 174H16V173H15ZM85 174H86V173H85ZM85 174H83V175H85ZM104 174H105V173H104ZM122 174H123V173H122ZM12 175H13V172H12ZM27 175H28V172H27ZM55 175H56V174H55ZM70 175H71V174H70ZM72 175H73V173H72ZM76 175H77V174H76ZM76 175H75V176H76ZM79 175H80V174H79ZM91 175H92V174H91ZM109 175L111 176V174H109ZM109 175H108L107 177H109ZM117 175H118V174H117ZM6 176H7V175H6ZM10 176H11V175H10ZM36 176H37V175H36ZM100 176H101V175H100ZM102 176H103V175H102ZM105 176H106V175H105ZM22 177H23V176H22ZM25 177H26V176H25ZM58 177H60V176H58ZM83 177H84V176H82V178H83ZM107 177H106V178H107ZM113 177H114L113 180H115V176H113ZM263 177H264V176H263ZM8 178H9V177H8ZM10 178H11V177H10ZM51 178H52V177H51ZM51 178H50V179H51ZM85 178H86V176H85ZM95 178H96V177H95ZM103 178H105V177H103ZM119 178H120V177H119ZM29 179H30V178H29ZM83 179H84V178H83ZM51 180H53V179H51ZM51 180H50V181H51ZM60 180H61V179H60ZM103 180L105 181V179H103ZM73 181H74V180H73ZM97 181H98V179H97ZM106 181H107V180H106ZM116 181H117V180H116ZM123 181H124V180H123ZM34 182H35V181H34ZM100 182H102V180H100ZM119 182H120V184H121V181H119ZM35 183H36V182H35ZM50 183H51V182H50ZM59 183H60V182H59ZM93 183H94V182H93ZM104 183H105V182H104ZM113 183H116V182H113ZM52 184H53V182H52ZM107 184H108V183L106 182V185H107ZM94 185H95V184H94ZM98 185H99V187H100V184H98ZM117 185H119V184H117ZM122 185H123V184H122ZM127 185H128V184H127ZM71 186H72V185H71ZM102 186L104 187L103 184H102ZM107 186H108V185H107ZM119 186H120V185H119ZM103 187H102V188H103ZM105 187H106V186H105ZM109 187H110V186H109ZM120 187H122V186H120ZM123 187H124V186H123ZM5 188H6V187H5ZM5 188H4V189H5ZM29 188H30V187H29ZM93 188H94V187H93ZM114 188H115V187H113V189H114ZM128 188H129V187H128ZM27 189H28V188H27ZM52 189H53V188H52ZM111 189H112V188H111ZM111 189H110V190H111ZM113 189H112V191H113ZM120 189H121V188H120ZM122 189H123V188H122ZM22 190H23V189H22ZM31 190H32V189H31ZM31 190H30V191H31ZM58 190H59V189H58ZM68 190H69V189H68ZM94 190H95V189H94ZM101 190H102V189H101ZM123 190H124V189H123ZM6 191H7V190H6ZM37 191H38V190H37ZM121 191H122V190H121ZM121 191H120V192H121ZM4 192H5V191H4ZM38 192H39V191H38ZM40 192H41V191H40ZM53 192H54V191H53ZM113 192H114V191H113ZM122 192H123V191H122ZM153 192H154V191H153ZM43 193H44V192H43ZM57 193H58V192H57ZM117 193H119V192L117 191ZM117 193H116V194H117ZM139 193H140V192H139ZM59 194H61V193L59 192ZM65 195H66V194H65ZM119 195H121V194H119ZM119 195H118V196H119ZM133 195H134V194H133ZM139 195H140V194H139ZM27 196H28V195H27ZM37 196H38V195H37ZM62 196H64V195H62ZM100 196H101V195H100ZM135 196H136V195H135ZM42 197H43V196H42ZM51 197H52V196H51ZM121 197H122V196H121ZM25 198H26V197H25ZM40 198H41V197H40ZM46 198H47V197H46ZM46 198H45V200H46ZM103 198H104V197H103ZM113 198H114V197H113ZM43 199H44V197H43ZM105 199H106V198H105ZM116 199H117V195H116ZM126 199H127V198H126ZM38 200H39V199H38ZM57 200H58V199H57ZM102 200H103V199H102ZM118 200H119V198H118ZM112 201H113V200H112ZM120 201H121V200H120ZM50 202H51V201H50ZM60 202H61V201H60ZM80 202H81V201H80ZM28 203H29V202H28ZM51 203H52V202H51ZM107 203H108V202H107ZM107 203H106V204H107ZM111 204H112V203H111ZM53 205H54V204H53ZM85 205H86V204H85ZM107 205H108V204H107ZM82 206H83V205H82ZM109 206H110V205H109ZM56 207H57V206H56ZM117 207H118V206H117ZM29 208H30V207H29ZM65 208H66V207H65ZM81 208H82V207H81ZM88 208H90V207H88ZM92 208H93V206H92ZM33 209H34V208H33ZM90 209H91V208H90ZM98 209H99V208H98ZM98 209H96V210H98ZM100 209H101V208H100ZM31 210H32V209H31ZM83 210H84V207H83ZM120 210H121V209H120ZM28 211H29V210H28ZM59 211H60V210H59ZM59 211H58V212H59ZM99 211H100V210H99ZM47 212H48V211H47ZM61 212H63V211H60V213H61ZM82 212H83V211H82ZM90 212H94V209H93V211H90ZM97 212H98V211H97ZM101 212H102V211H101ZM25 213H27V212H25ZM74 213H75V212H74ZM88 213H89V212H88ZM98 213H99V212H98ZM55 214H56V213H54V214H52V215H55ZM82 214H83V213H82ZM90 214H93V215H94L95 213H89L88 216H89ZM100 214H101V213H100ZM100 214H98L97 216L99 217ZM61 215H62V214H61ZM95 215H96V214H95ZM101 215H102V214H101ZM55 216H56V215H55ZM58 217H59V216H57V218H58ZM61 217H62V216H61ZM61 217H60V218H61ZM89 217L92 218V216H89ZM89 217H88V218H89ZM94 217H95V216H94ZM118 217H119V216H118ZM46 218H47V217H46ZM83 218H84V216H83ZM96 218H97V217H96ZM96 218H94V220H95ZM64 219H65V217H64ZM64 219H63V220H64ZM99 219H100V218H99ZM92 220H93V219H92ZM40 221H41V220H40ZM65 221H67V219H66ZM79 221H80V220H79ZM97 221H98V218H97ZM88 222H89V221H88ZM92 222H93V221H92ZM95 222H96V221H95ZM46 224H47V223H46ZM51 224H52V223H51ZM83 224H84V223H83ZM68 226H69V225H68ZM44 227H46V226H44ZM44 227H43V228H44ZM64 227H65V226H64ZM114 228H115V227H113V229H114ZM41 229H42V228H41ZM48 229H50V227H49ZM37 230L39 231L40 229L38 228ZM37 230H36V231H37ZM42 230H43V229H42ZM84 230H85V228H84ZM32 231H33V230H32ZM32 231H31V232H32ZM38 231H37V232H38ZM48 231H49V230H48ZM85 231H87V230H85ZM115 231H116V229H115ZM120 231H121V230H119V232H120ZM92 232H93V231H92ZM111 232H112V231H111ZM119 232L117 231V233H119ZM32 233H33V232H32ZM32 233H31V234H32ZM45 233H46V232H45ZM51 233H52V232H51ZM53 233H54V232H53ZM53 233H52V234H53ZM93 233H94V232H93ZM120 233H121V232H120ZM31 234L29 233L28 236H26V238L28 239V238H29V235H31ZM68 235H69V234H68ZM107 235L109 236L110 234L108 233ZM114 235H116V234L114 233ZM120 235H121V234H120ZM35 236H36V235H35ZM40 236H41V235H40ZM76 236H77V235H76ZM80 236H81V235H80ZM118 236H119V235H118ZM121 236H122V235H121ZM123 236H124V235H123ZM7 237H8V236H7ZM7 237H5V238H7ZM112 237H113V235H112ZM114 237H115V236H114ZM119 237H120V236H119ZM119 237H118V238H119ZM3 238H4V237H3ZM34 238H35V237H34ZM41 238H42V237H41ZM66 238H67V237H66ZM105 238H106V237H105ZM124 238H125V237H124ZM8 239H9V240H8ZM8 239H6L5 241H4V239H3V241H4L3 244L5 243L4 245H5L6 248H3V247L0 248V255H1L2 253L6 254L7 252H5V250L7 249L6 251H8V249L11 248L12 245H13V246H18V244L21 245V244H22L21 242H23V241L26 240V239H25V240H22V241L20 242V240H18V239L16 238L19 242H18L17 240L15 241V239H14L15 242H12L13 240H10V235H9V238H8ZM29 239H30V238H29ZM69 239L71 240V237H70ZM72 239H73V238H72ZM110 239H111V238H110ZM116 239H117V238H116ZM116 239H115V240H116ZM30 240H32V239H30ZM70 240H68V241H70ZM73 240H74V239H73ZM117 240H119V239H117ZM0 241H2V240H0ZM26 241H27V243H26ZM26 241H25V243L28 244L29 241H28V240H26ZM35 242H36V241H34V242H32V243L34 244ZM70 242H73V241H70ZM127 242H128V241H127ZM23 243H24V242H23ZM132 243H133V242H132ZM26 244H22V245H23L24 247H26V246H27ZM40 244H41V243H40ZM72 244H73V243H72ZM118 244H119V243H118ZM124 244H125V242H124ZM134 244H135V243H134ZM20 245H19V246H20ZM30 245H31V243H30ZM54 245H55V244H54ZM67 245H68V244H67ZM130 245H131V244H130ZM136 245H137V243H136ZM0 246H1V245H0ZM19 246H18V247H19ZM126 246H127V245H126ZM37 247H38V246H37ZM52 247H53V246H52ZM73 247H75V246H73ZM117 247H118V245H117ZM121 247H124V246L122 245ZM21 248H22V247H21ZM21 248H18V250H20ZM30 248L32 249L31 246H30ZM33 248H34V247H33ZM41 248H42V247H41ZM13 249L16 250L15 247H14ZM24 249H25V248H24ZM27 249H28V248H27ZM72 249H73V248H72ZM74 249H76V248H74ZM82 249H83V248H82ZM125 249H126V248H125ZM131 249H132V248H131ZM15 250H14V251H15ZM21 250H22V249H21ZM122 250H123V249H122ZM129 250H130V249H129ZM11 251H13V250H11ZM14 251H13V252H14ZM16 251H17V250H16ZM37 251H38V250H37ZM40 251H41V250H40ZM52 251H53V250H52ZM111 251H112V250H111ZM115 251H116V249H115ZM127 251H128V250H127ZM8 252H10V251H8ZM20 252H21V251H20ZM24 252H25V251H24ZM27 252H28V251H27ZM31 252H32V250H31ZM31 252H30V253H31ZM128 252H129V251H128ZM51 253H52V252H51ZM78 253H79V252H78ZM4 254H3V255H4ZM10 254H11V253H10ZM10 254H9V255H10ZM14 254H15V253H14ZM115 254H116V253H115ZM3 255H2V256H3ZM9 255L7 256V257H8L7 259H10V258H9ZM48 255H49V254H48ZM68 255H69V254H68ZM84 255H85V254H84ZM2 256H1V257H2ZM11 256H12V255H11ZM18 256H19V255H18ZM33 256H34V254H33ZM46 256H47V255H46ZM86 256H87V255H86ZM203 256H204V255H203ZM50 257H51V256H50ZM53 257H54V256H53ZM78 257H79V256H78ZM13 258H14V257L12 256V259H13ZM15 258H16V254H15ZM15 258H14V259H15ZM25 258H26V257H25ZM34 258H35V256H34ZM55 258H56V257H55ZM17 259H18V257H17ZM19 259H20V258H19ZM26 259H31V258H30V257H29V258L27 257ZM3 260H4V259H3ZM33 260H34V259H33ZM51 260H52V259H51ZM56 260H57V259H55V262H56ZM88 260H89V259H88ZM5 261L7 262V260H5ZM13 261H15V260H13ZM17 261H18V260H17ZM25 261H26V260H25ZM30 261H31V260H30ZM46 261H47V260H46ZM52 261H53V260H52ZM62 261H63V259H62ZM62 261H60V264H62V263H61ZM64 261H65V260H64ZM0 262H1V261H0ZM6 262H5V263H6ZM15 262H16V261H15ZM47 262H48V261H47ZM53 262H54V261H53ZM66 262H67V261H66ZM66 262H65L64 264H66ZM86 262H87V261H86ZM2 263H3V262H2ZM18 263H19V262H18ZM26 263H27V262H26ZM41 263H42V262H41ZM44 263H45V262H44ZM58 263H59V262H58ZM68 263H69V262H68ZM88 263H89V262H88ZM106 263H108V262L106 261ZM114 263H115V262H114ZM6 264H8V263H6ZM9 264H10V262H9ZM16 264H17V263H16ZM19 264H20V263H19ZM27 264H28V263H27ZM48 264H49V263H48ZM85 264H86V263H85ZM110 264H111V263H110ZM130 264H131V263H130Z\"/></svg>",
	"mask_w": 264,
	"mask_h": 264
}]
</instances>
